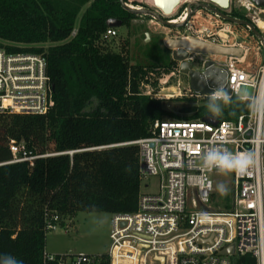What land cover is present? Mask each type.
<instances>
[{
  "label": "trees",
  "instance_id": "16d2710c",
  "mask_svg": "<svg viewBox=\"0 0 264 264\" xmlns=\"http://www.w3.org/2000/svg\"><path fill=\"white\" fill-rule=\"evenodd\" d=\"M226 15L249 22L233 7ZM138 19L118 0H0V50L43 56L53 100L44 115L0 112V255L56 264L44 260L49 224L65 227L77 213H134L141 194L134 143L150 136L154 122L234 121L248 112L237 97L215 118L208 98H182L190 105L178 115L167 111L154 97L159 77L173 70L158 51L161 38L147 45L161 56L150 50L134 64L101 41L109 20L130 28ZM11 143L45 157L10 163ZM230 264L255 260L233 256Z\"/></svg>",
  "mask_w": 264,
  "mask_h": 264
},
{
  "label": "built area",
  "instance_id": "2783aa9c",
  "mask_svg": "<svg viewBox=\"0 0 264 264\" xmlns=\"http://www.w3.org/2000/svg\"><path fill=\"white\" fill-rule=\"evenodd\" d=\"M232 7L242 11L248 23L264 33V7H256L251 0H230L229 9ZM184 15L179 20L181 23ZM75 33L76 30L71 37ZM116 35V29L108 28L101 41L107 43ZM210 44L241 49L242 55L200 60L196 64L200 65V72L207 62L226 70L230 97H237L241 102H247L241 99L244 96H264V58L260 65L247 67L248 49L243 45ZM198 56L193 54V57ZM46 69L43 56L13 55L0 50V112L44 115L53 106ZM176 73L180 75L178 67ZM174 76L175 72L170 73L158 83L165 86ZM187 86L191 98H209V95L195 96L189 84ZM134 144L139 147L140 180L155 178L156 192L141 193L134 213L110 215L109 247L104 255L47 253L45 261L56 264H230L233 256L246 255L251 256L255 264H264V119L251 117L248 110L234 121H217L216 125L156 121L150 136ZM211 147H222L233 153L249 152L254 158L246 174H230L232 197L227 205L226 201L213 204L215 184L210 177L218 173L201 167V157ZM9 150L10 163L32 165L45 157L31 155L22 144L11 143ZM212 206L217 208L212 209ZM56 226L49 224L48 232Z\"/></svg>",
  "mask_w": 264,
  "mask_h": 264
},
{
  "label": "rangeland",
  "instance_id": "374dc122",
  "mask_svg": "<svg viewBox=\"0 0 264 264\" xmlns=\"http://www.w3.org/2000/svg\"><path fill=\"white\" fill-rule=\"evenodd\" d=\"M182 1V0H181ZM185 2L184 13L186 14L188 22L185 26L180 28L168 29L160 25L154 19L150 17H140L144 20V25L139 26L138 22L135 24L132 22L130 28L120 27L116 30V38L104 43V47L107 51L115 53H123L129 59L131 63L139 62L145 63V55L151 50L153 53L161 56V53L155 48H148V44L154 39L161 38L158 47L162 49V41L165 39L177 40L179 38L199 39L207 43H216L229 45H243L248 49L246 56V66L260 65L264 58V49L259 40L250 34L247 29L242 26H237L232 23H225L219 17L210 13L209 11L201 8L191 7L190 12L186 11L190 5H203L206 4L201 0H183ZM147 4L152 6L147 0H128L125 5L131 9L137 8L140 11L147 10ZM154 7V6H152ZM181 6L173 13L171 18L175 17ZM230 7V6H229ZM230 12V9L225 11ZM81 15V14H80ZM185 16V15H184ZM80 17V16H79ZM178 23H181L178 18ZM229 29V32H227ZM226 30V31H225ZM148 35L149 41L147 42L145 35ZM264 38V33L260 32ZM158 41V40H157ZM149 49V50H148ZM150 51V52H151ZM161 51V50H160ZM163 56V55H162ZM223 60L222 57H214L211 55H199L195 57L194 64H197L200 60ZM196 67V68H195ZM193 70H200V65H195ZM162 72L161 70L158 71ZM158 78L156 74L154 77ZM164 77L160 78L163 81ZM188 81L183 75H178L175 72V76L169 80V83L165 86L158 83V91L154 94L156 99L162 100L165 103V109L174 115H178L184 107L190 105L185 101H181L182 98H191L186 91L188 88ZM147 91L150 92L149 88ZM148 92V93H149ZM166 120H175L172 118H166ZM211 180L215 184L214 194L212 196L213 204L219 201H226V205L231 201L232 192V177L231 175H212ZM226 184L227 192L221 194L217 190V185ZM148 185L146 189L145 186ZM157 190V180L150 178L147 181H142L140 186L141 193L153 194ZM217 207L212 206V209ZM111 229V216L108 214H95V213H77L71 219L66 222L65 227L56 226L55 230L50 231L46 235V253H53L58 255H104L109 247V232Z\"/></svg>",
  "mask_w": 264,
  "mask_h": 264
},
{
  "label": "water",
  "instance_id": "95a60500",
  "mask_svg": "<svg viewBox=\"0 0 264 264\" xmlns=\"http://www.w3.org/2000/svg\"><path fill=\"white\" fill-rule=\"evenodd\" d=\"M155 9L160 10V14L152 10L140 11L138 9H131L126 6L123 0H118L122 9L133 15H148L157 21L160 25L166 28H175L181 25L166 22L163 20V16H170L174 13L175 9L180 5L181 0H152ZM206 4L192 5L197 8L205 9L220 19L235 24L237 26L246 27L254 37H256L261 43L264 49V38L260 34V31L252 26L250 23L232 19L222 12H225L230 6V0H201ZM256 7H264V0H251ZM108 28L118 29L121 27V22L115 20H109L107 22ZM145 38L147 42L149 37L146 34ZM164 45L167 49L172 50V58L176 62H180L179 72L188 77V83L190 90L197 97H204L210 95L213 91L223 88L229 95L231 94L227 86V71L214 67L212 62H207L204 66L203 72L195 71L192 69V65L186 60L190 54L196 55H211V56H224V57H240L242 55L241 49L221 47L218 45L203 42L198 39H181L170 40L165 39ZM211 125H216L217 121L211 117H207L203 120ZM72 153H69L71 155ZM230 252L228 251L227 254Z\"/></svg>",
  "mask_w": 264,
  "mask_h": 264
},
{
  "label": "clouds",
  "instance_id": "9594fccd",
  "mask_svg": "<svg viewBox=\"0 0 264 264\" xmlns=\"http://www.w3.org/2000/svg\"><path fill=\"white\" fill-rule=\"evenodd\" d=\"M208 97V102L205 107L208 113L214 118L222 116L224 106H227L232 100L223 88L213 91ZM241 99L247 101V107L251 117L258 120L264 119V96H244ZM253 163L254 158L251 153H233L222 147H211L201 157V167L203 170H215L223 176L246 174ZM217 190L221 194H225L227 192V185L219 184L217 185ZM0 264H23V261L18 260L11 254H2L0 255Z\"/></svg>",
  "mask_w": 264,
  "mask_h": 264
},
{
  "label": "flooded vegetation",
  "instance_id": "af4514ba",
  "mask_svg": "<svg viewBox=\"0 0 264 264\" xmlns=\"http://www.w3.org/2000/svg\"><path fill=\"white\" fill-rule=\"evenodd\" d=\"M124 1V3H126L128 0H123ZM184 4H185V2L182 0L181 1V3H180V5L179 6H181L180 8H179V10L180 9H182L183 11H180L179 13L177 12V14L175 15V17L173 18H171V16L173 15H170V16H163L162 15V17H163V20L164 21H166V22H170V23H172L173 21H176L177 20V18H178V20H180V18L182 17L181 15L184 13V10H185V8L186 7H184ZM178 6V7H179ZM145 7H147V10H152V11H154V12H156V13H159L160 14V10L157 8V9H155L154 7H152V6H150L149 4H147V6H145ZM177 7V8H178ZM191 7H193V8H195V6H188L187 7V9H186V11L188 12H190V9H191ZM177 8L175 9V11L177 10ZM135 9H137V8H135ZM229 9V8H228ZM174 11V12H175ZM222 13H224L225 15H226V12H222ZM137 16H139V18L140 17H150V16H148V15H137ZM151 19H153L152 17H150ZM220 19V18H219ZM188 19L186 18L181 24L180 23H178L179 25H181V27L180 28H182V27H184L185 25L184 24H186L188 21H187ZM222 20V19H221ZM222 21H224V20H222ZM136 22H138V25L141 27V26H143L144 25V20H142V19H138V20H135V21H133V23L135 24ZM175 24V23H174ZM164 27V26H163ZM175 28H177V27H175ZM168 29H171V28H168ZM182 38H179V39H177V40H181ZM161 43V42H160ZM160 43H158V45L160 44ZM162 44H163V47H162V49L160 48V47H158L161 51H163V53L166 55V57L168 56L169 58H170V61L172 62V63H170V64H172V73L173 72H177V67L179 68V63L180 62H176L175 60H173V58H172V50H170V49H167L166 48V46L164 45V40L162 41ZM194 60H195V57H193V54H190L189 56H188V58H187V62L188 63H190L191 65H192V69H194V67H195V65L196 64H194L193 62H194ZM196 68V67H195ZM179 74L180 75H183V74H181L180 72H179ZM183 76H185V75H183ZM186 77V80L188 81V77L187 76H185Z\"/></svg>",
  "mask_w": 264,
  "mask_h": 264
},
{
  "label": "crops",
  "instance_id": "0c3cea01",
  "mask_svg": "<svg viewBox=\"0 0 264 264\" xmlns=\"http://www.w3.org/2000/svg\"><path fill=\"white\" fill-rule=\"evenodd\" d=\"M48 254H53V253H48ZM54 255H56V254H54ZM58 255V254H57ZM85 255H88V254H85ZM103 255V254H102ZM90 256H97V255H90Z\"/></svg>",
  "mask_w": 264,
  "mask_h": 264
},
{
  "label": "bare ground",
  "instance_id": "6f19581e",
  "mask_svg": "<svg viewBox=\"0 0 264 264\" xmlns=\"http://www.w3.org/2000/svg\"><path fill=\"white\" fill-rule=\"evenodd\" d=\"M172 23L178 24V21H173ZM199 40V39H198Z\"/></svg>",
  "mask_w": 264,
  "mask_h": 264
}]
</instances>
